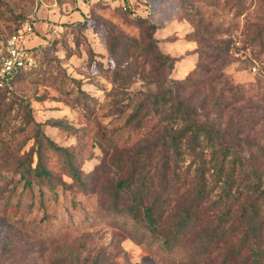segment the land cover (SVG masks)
I'll return each mask as SVG.
<instances>
[{
  "label": "rangeland",
  "instance_id": "obj_1",
  "mask_svg": "<svg viewBox=\"0 0 264 264\" xmlns=\"http://www.w3.org/2000/svg\"><path fill=\"white\" fill-rule=\"evenodd\" d=\"M123 36L135 47L114 58ZM150 36L170 65L142 60ZM9 47L31 64L3 72ZM173 81L197 120L264 150V0H0V264L250 263L242 200L211 184L196 199L189 156L174 167L167 133L180 124L147 97ZM38 163L47 175L25 181ZM139 196L155 205L150 222Z\"/></svg>",
  "mask_w": 264,
  "mask_h": 264
},
{
  "label": "trees",
  "instance_id": "obj_2",
  "mask_svg": "<svg viewBox=\"0 0 264 264\" xmlns=\"http://www.w3.org/2000/svg\"><path fill=\"white\" fill-rule=\"evenodd\" d=\"M153 27L151 26V29ZM120 39L122 40L121 44L112 41V44L108 46V52L114 58L123 55L125 45L135 47L132 38L123 36ZM148 39L149 42H146L138 52L142 60L155 62L159 66L170 65L171 60L156 48L152 36ZM142 79L153 82L158 80L153 77ZM171 83V85L160 83L158 91L147 97L156 114L163 118L176 120L180 124L177 129L167 133L174 167L182 166L183 158L189 156L185 170L192 169L194 177L201 179L194 185L196 199L203 197L204 193L206 194V188L211 184L209 186L211 189L220 185V199L228 198V203L233 201V197L242 200L236 220L237 225L246 224L243 242L247 243L250 238L252 239L249 264H264V247H260L262 245H259L258 236L261 231V224L264 223V171H259L253 161L254 157L264 161V150L245 135L233 137L227 129L218 128L213 121L197 120L195 107L190 104L188 98L178 94L179 89L182 88L180 86L185 85L186 82L173 81ZM167 105L169 107H166ZM137 111L138 109H135L130 114L131 119L136 116ZM41 140L49 149L59 152L64 157L68 155L67 149L57 146L48 136L41 135ZM41 140L38 139V144H41ZM204 151L209 153L210 159H214L212 166L206 167L202 155ZM168 159L170 160V158ZM167 166H169V162L166 159L164 168ZM210 169L212 170L209 174L211 178L207 181L205 175ZM45 175L47 173L39 163L34 167L28 165L22 172L24 180L28 182ZM127 177L118 181L119 188L128 187L132 176ZM161 181L162 191L168 186L164 174ZM170 187L173 186L170 185ZM232 187L234 188L233 191ZM135 205L141 207L143 215L149 222L153 220L152 214L155 208L153 201L145 205L142 197L139 196ZM225 212H221V217L225 215ZM191 218H194L193 209L191 207L183 209V219L192 220ZM260 239L261 243H264V236ZM246 261L245 259L244 262ZM244 262L243 264H245Z\"/></svg>",
  "mask_w": 264,
  "mask_h": 264
},
{
  "label": "built area",
  "instance_id": "obj_3",
  "mask_svg": "<svg viewBox=\"0 0 264 264\" xmlns=\"http://www.w3.org/2000/svg\"><path fill=\"white\" fill-rule=\"evenodd\" d=\"M9 54L3 57L2 71L11 74L17 69L25 68L31 64V55L13 47L7 49Z\"/></svg>",
  "mask_w": 264,
  "mask_h": 264
}]
</instances>
